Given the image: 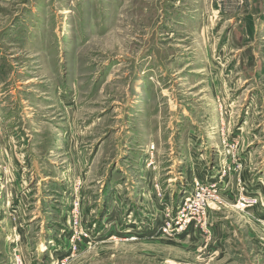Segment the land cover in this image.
Returning a JSON list of instances; mask_svg holds the SVG:
<instances>
[{"label": "rangeland", "instance_id": "obj_1", "mask_svg": "<svg viewBox=\"0 0 264 264\" xmlns=\"http://www.w3.org/2000/svg\"><path fill=\"white\" fill-rule=\"evenodd\" d=\"M17 253L264 264V0H0V264Z\"/></svg>", "mask_w": 264, "mask_h": 264}, {"label": "crops", "instance_id": "obj_2", "mask_svg": "<svg viewBox=\"0 0 264 264\" xmlns=\"http://www.w3.org/2000/svg\"><path fill=\"white\" fill-rule=\"evenodd\" d=\"M28 240V241H27ZM51 242L52 241H50L48 244H47V252L49 253V255H51L50 254V251L52 250L51 248H50V244H51ZM19 244H20V242H18ZM22 244H24L25 243V248H26V250L28 251V255L30 254V257L31 258H33L34 257V255L30 252V250H29V248H28V246L30 245L29 244V239H26V237L24 236L23 237V241L21 242ZM55 243V242H54ZM56 244V243H55ZM7 246H9V248L11 249L12 247H11V245L10 244H7L6 245V250L8 251V248H7ZM20 247H21V245H20ZM12 256V257H11ZM11 256H9L8 258H9V261H10V263L12 264L13 262H14V260H13V255H11ZM26 261V260H25ZM27 262L29 263L30 262V259H29V257H28V259H27Z\"/></svg>", "mask_w": 264, "mask_h": 264}, {"label": "built area", "instance_id": "obj_3", "mask_svg": "<svg viewBox=\"0 0 264 264\" xmlns=\"http://www.w3.org/2000/svg\"><path fill=\"white\" fill-rule=\"evenodd\" d=\"M196 203V207L200 209L201 205L198 203V202H195ZM184 204V202H183ZM73 224H75L76 226L78 225V222H77V219L73 221ZM22 258L20 257V255L17 253V254H14L13 256V260H14V264H23L22 263Z\"/></svg>", "mask_w": 264, "mask_h": 264}]
</instances>
